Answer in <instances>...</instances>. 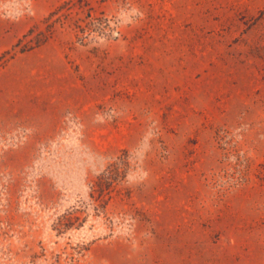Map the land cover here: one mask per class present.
Listing matches in <instances>:
<instances>
[{
  "label": "rangeland",
  "instance_id": "obj_1",
  "mask_svg": "<svg viewBox=\"0 0 264 264\" xmlns=\"http://www.w3.org/2000/svg\"><path fill=\"white\" fill-rule=\"evenodd\" d=\"M38 6L0 0V115L48 120L0 124V264H257L264 0Z\"/></svg>",
  "mask_w": 264,
  "mask_h": 264
},
{
  "label": "crops",
  "instance_id": "obj_2",
  "mask_svg": "<svg viewBox=\"0 0 264 264\" xmlns=\"http://www.w3.org/2000/svg\"><path fill=\"white\" fill-rule=\"evenodd\" d=\"M54 2L58 3L61 0H39V6H38V12L40 15L47 12V2ZM7 31H5V27L3 26V22L0 20V56L5 53L6 51L16 47V45L19 42L20 39V28L19 25H6ZM0 98L3 99V102L7 105H11L12 103H15L17 100L21 99L22 97L19 95H15L13 93L9 94L7 92H2L0 95ZM12 117H3L0 115V124H7L12 121H28L29 124L32 126L37 127L38 129H41L45 124L48 123V120L46 118H36V119H26L25 117H19L17 115H13ZM259 248H264V245L258 246ZM257 264H264V251H261L259 253Z\"/></svg>",
  "mask_w": 264,
  "mask_h": 264
},
{
  "label": "built area",
  "instance_id": "obj_3",
  "mask_svg": "<svg viewBox=\"0 0 264 264\" xmlns=\"http://www.w3.org/2000/svg\"><path fill=\"white\" fill-rule=\"evenodd\" d=\"M32 10L31 3H26V11ZM29 130L24 127H19L10 132L0 131V156L12 149L23 145L29 138Z\"/></svg>",
  "mask_w": 264,
  "mask_h": 264
},
{
  "label": "trees",
  "instance_id": "obj_4",
  "mask_svg": "<svg viewBox=\"0 0 264 264\" xmlns=\"http://www.w3.org/2000/svg\"><path fill=\"white\" fill-rule=\"evenodd\" d=\"M19 46H20V41H19V43L17 44L16 48H18ZM13 56H14V54L11 55V58H13ZM0 62H2L1 65H0V67H1L3 64H5V61H3V57L0 59Z\"/></svg>",
  "mask_w": 264,
  "mask_h": 264
}]
</instances>
